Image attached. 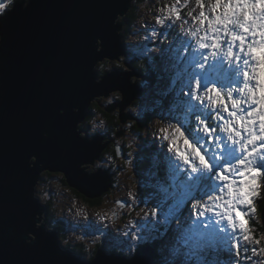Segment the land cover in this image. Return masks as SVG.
Wrapping results in <instances>:
<instances>
[{"label": "snow or ice", "instance_id": "1", "mask_svg": "<svg viewBox=\"0 0 264 264\" xmlns=\"http://www.w3.org/2000/svg\"><path fill=\"white\" fill-rule=\"evenodd\" d=\"M184 2L187 3L188 0H184ZM195 2L201 9L198 16L193 17L198 21L199 26L181 28L180 31L183 35H177L175 41L176 48L181 52L180 60L184 61L183 70L178 77L182 83L180 90L182 99L176 104L174 110L165 106L163 109L151 111L149 110L151 105H147L143 99L141 100L146 119L160 116V121L164 119L177 121L175 124L158 126L153 131V145L159 143V151L163 152L167 158V164L171 166L174 178L189 194L185 208L180 209L172 216V221L176 223L177 227L181 225L188 227V232L183 236V243L187 246L188 251L185 252L182 247L174 248L171 253L176 257L173 264H181L179 259L181 254L196 257L201 256L209 249L235 251L239 254V250L243 246L242 241L251 240L254 244L259 245L264 239V237L256 239L253 236L248 220V217L255 211L256 200L264 196V133L258 127V119L253 121L251 132L248 131L245 124V121L252 120V113L257 111V105L252 104L249 107L250 110L244 107L247 98L241 94V87H229L226 93L222 86L218 87L224 82L234 85L236 80H240L243 86L245 75H251L248 65L243 64V61L246 58L245 52L249 51V45L252 43L248 42L249 35L247 34L252 29L243 22L233 23L234 16L225 19L224 5L228 4L229 0L226 2L225 0H213L211 12L215 15L211 19L204 11V0H195ZM260 3L264 4V0H260ZM29 6L30 3L24 9V13ZM221 6H223V12L218 13L217 9ZM15 7H17L15 0H11V2L0 0V35L3 36L0 43L5 41L8 20ZM172 14L176 20L181 19L178 10L173 9ZM189 15L191 16L192 13ZM111 21L106 27L95 29L89 36L91 83L88 85V92L83 101L71 104L73 113H75L74 108L80 109L82 103L86 106L93 97H98L101 92L107 97L111 88L120 86L116 78L121 74L114 70H109L101 78H97V61L102 60L106 55H111L114 48L110 32ZM184 23L188 22L184 21ZM156 24L166 26V21L157 17ZM202 29L204 30L203 35L200 34ZM221 33L228 36L226 50L222 47L225 38ZM158 35H164L163 28L159 34L153 28L151 37L158 38ZM172 43L169 41V49H171ZM234 46L238 48V51L234 50ZM207 49L213 51L206 56L203 50ZM165 50V47L162 46L160 53H164ZM160 53H152L154 62ZM221 53L228 61L229 67H225L219 59L212 62L213 58H218ZM142 56H145V51L140 49L137 55L129 59L128 51L125 50L123 63L131 64L133 59L138 60ZM250 63H254V61H250ZM242 64L243 69L241 68ZM122 66L119 62L116 65V67ZM99 67H103V65ZM237 93L239 94L238 98ZM118 99L120 96L112 97V102L108 104L114 106L113 101ZM66 110L67 108L63 105L57 106L52 116V124L40 126L33 141L22 152L23 168L30 178L27 196L29 200H34L33 185L38 179H43L40 176L42 170L63 166L53 158V148L63 157L64 161L74 159L76 156L73 151L69 153L66 136L54 134L55 127L64 124L63 118ZM162 112L164 114H161ZM223 112L227 113L228 118L224 117ZM160 121H157L158 125H160ZM218 121L219 123H217ZM253 136L255 139L252 138ZM181 140L183 148L179 146ZM78 147L83 152L87 150L88 146L78 145ZM79 162L81 161H77V163ZM133 163V161H126V164L130 166ZM253 173L256 175L253 176ZM247 179H255L256 183L255 187L250 190L254 194L249 195L245 200L241 189ZM128 195L133 199L136 198L132 192H129ZM118 203L123 206L127 204V200H121ZM158 209L159 204L157 207L150 208L145 213V219H159ZM185 212H187V217L184 215ZM32 226H34V216L29 210L20 217L17 223L10 227L6 225L3 232H0V240L4 242L5 259L3 264H8L6 255L9 241L13 245H22L25 250H32L38 246L40 241L36 232L31 230ZM86 227L93 232L101 231L96 225L89 224ZM152 231L149 224L145 225L143 231L137 228L136 232L131 234L133 244L130 245V251H135L141 239H149ZM238 231L242 233V237H237ZM29 232L35 233V236L30 237ZM244 251H248L246 246H244ZM251 252L253 256L262 255L264 247L259 249V253L257 248L253 247ZM56 255L60 254L56 253ZM105 256L110 258L107 253ZM248 259L251 260L252 257H248Z\"/></svg>", "mask_w": 264, "mask_h": 264}, {"label": "water", "instance_id": "2", "mask_svg": "<svg viewBox=\"0 0 264 264\" xmlns=\"http://www.w3.org/2000/svg\"><path fill=\"white\" fill-rule=\"evenodd\" d=\"M132 1L29 0L30 6L25 13L28 3L26 5L25 0L15 2L17 7L9 17L5 41L0 43V232L31 210L34 216L31 230L36 232L40 243L35 249L25 250L22 245H13L9 241L8 264H148L153 256L152 246L147 245L130 260L107 253L109 258L99 251L94 261V257L86 261L71 250L61 248L56 233L45 229V206L35 196L34 200L27 198L30 178L22 164V152L33 141L37 129L45 124L51 125L54 111L63 105L67 108L64 124L55 127L54 134L66 136L68 151L75 152L76 156L64 161L53 148V158L63 166L44 169L40 176L44 171L59 172L68 186L90 200L100 198L112 187L113 174L109 168L101 166L96 171L87 172L86 167L100 159L113 140L105 134H81L80 124L85 120L92 100L86 106L82 103L81 108L74 111L77 114L72 112L71 104L83 101L91 83L89 36L95 29L106 27L111 18L114 48L112 54L103 59L124 56L127 50L123 40V27L127 22L124 16ZM125 66L131 71H115L121 74L116 78L120 86L108 92L119 90L122 101L114 106L108 105L105 110L111 112L119 106L122 123L125 119L138 122L141 119L123 113L141 92L139 73L130 65ZM130 76H136L134 84L129 83ZM102 95L105 96L103 92L99 94ZM119 135L120 132L116 134ZM78 145H87V150L82 152ZM115 154L122 156L117 147ZM38 182L39 179L33 185L34 192ZM28 235L35 236V233L29 232ZM4 259V242L0 240V264Z\"/></svg>", "mask_w": 264, "mask_h": 264}, {"label": "rangeland", "instance_id": "3", "mask_svg": "<svg viewBox=\"0 0 264 264\" xmlns=\"http://www.w3.org/2000/svg\"><path fill=\"white\" fill-rule=\"evenodd\" d=\"M134 2L136 4L135 18L128 24V30H126V24L123 27V31L125 30L123 40H125V46L131 52L129 59L137 55L140 49H143L145 56L141 58L144 61H139L140 63H138L133 59L131 62L142 65L148 70L153 68L158 71L157 78L160 76L161 78L156 79L154 86H149L146 90L142 91L135 103L129 107L126 106L124 109L125 113L128 112L131 116L141 120L137 122L127 119L123 128L124 133L116 138H114L115 135L112 136L115 141L113 144H116L118 139H122L120 144L126 149L124 151L126 157L116 158L104 154L103 158L98 159L95 164L88 165L87 167L88 171H96L101 166L109 168L115 178L114 184L101 196L102 198L98 201V204L88 205L85 202V198L78 197L73 193V188L67 186L64 176L57 172V177L44 175L43 179L45 180L42 181L44 184L38 183L36 194L42 203L44 200L50 199L53 212L59 215L61 219H64L66 223L67 229H65L62 238H60V245L63 249H71V246H74L73 248L76 249H72L76 253L80 251L83 257L89 260L94 253L93 250L97 248H103L106 252H114L132 257L135 251L138 250L137 246L139 244V247H141L144 245L143 243H153L156 246V250L153 252V256L156 259H153V264H173L176 257L171 255V253L174 248L182 247L185 252L188 251L187 246L183 243V236L188 232V227L186 225L177 227L176 223L172 221V216L179 212L180 209L185 208L189 194L174 178L171 166L167 164V158L163 152L159 151V143L157 142L153 145V131L158 126H166L169 123L175 124L177 121L168 119L160 121V116L146 119L144 108L141 106V100L143 99L145 104L151 105L149 109L151 111L153 109H163L165 106L174 110L176 104L182 99L180 94L182 83H180L178 77L183 70L184 61L180 60L181 52L176 48V36L183 35L180 31L181 28H188L189 26L195 28L199 26L198 21L194 20L193 17L198 16L201 9L195 0H188L187 3L184 0H137V2L135 0ZM212 3L213 0H204V11L210 19L214 18L215 15L211 12ZM173 9L180 12V20L175 19V16L172 14ZM217 12L222 13L223 6L217 9ZM189 13H192V15L190 16ZM157 17L165 19L166 26L157 25ZM184 21L188 23H184ZM153 28H155L158 34L163 28L164 35H158V38L151 37ZM200 34H204L203 29ZM221 35L225 38L222 47L226 50L228 36L224 33H221ZM145 37H148V39H145ZM252 40L253 38L249 36L248 42L250 43ZM169 41L173 42L171 49H169ZM162 46L166 49L164 53H160ZM234 50L238 51V48L234 46ZM203 51L207 56L213 50L207 49ZM153 52L160 53L155 62L152 56ZM124 59L125 57L121 60H115V62L112 61V65L113 63L115 65H110L111 67L97 66L98 70L105 68V70L127 69L131 71V68H127L126 64L123 63ZM215 59H219L225 67H229V63L224 58L223 53L218 58H213L212 62H215ZM105 61L100 62L98 65H103L106 63ZM118 62L123 65V69L116 67ZM131 67L140 73V75L142 74L133 65ZM132 78V82H134L136 77L133 76ZM139 80L141 86L147 84L143 78H139ZM221 86L226 93L229 87H242V83L240 80H236L234 85L224 82L223 85H218V87ZM112 94L110 93V96ZM236 96L238 98L239 94L237 93ZM108 97L98 98L99 103L108 106V103H106ZM244 107L250 110L248 105ZM91 109L94 111V108ZM112 112L119 114V109L115 108ZM161 114L164 113L162 112ZM222 114L225 118H228L226 112ZM92 121H95L97 125H100L101 121H103V125L93 131ZM157 121H160V125L157 124ZM82 124L86 127L89 134H94L98 130L103 131L106 128L104 116L98 113L97 115L91 114V117H87L80 125ZM179 146L183 148L182 140L179 141ZM146 156L152 157V160L146 162ZM126 161H133L134 163L130 166L126 164ZM158 166L165 172L166 180H171L170 182L166 181L167 183H163L158 179V173H160L156 171L158 170ZM58 177H61L62 181L66 183L65 186L59 182ZM154 182L157 184H154ZM129 192L134 193L136 198L133 199V197L129 196ZM125 199L127 200V204L122 206L121 203H118V201ZM260 203L264 205V196L256 200L255 211L248 217L250 230L256 239L264 237V220L261 217V211L258 209ZM158 204L159 219L151 218L150 220H146L145 213L150 208L157 207ZM184 215L187 217V212ZM205 223H207V220H205ZM40 224L37 223V225ZM89 224L98 226L101 231H91L86 227ZM146 224H149L153 229L151 237L147 240L141 239L135 251H130V245L133 244L131 234L136 232L137 228L143 231ZM221 226L223 227V225ZM236 235L237 237H242V233L239 231ZM66 241L67 243H65ZM79 245L84 248H82V251ZM242 245L239 254L235 251L209 249L201 256L194 257L181 254L179 259L181 264H237V262L239 264H261L264 261V255L258 254L253 256L251 252V249L255 247L259 253V249L264 247V239L261 240V244L259 245L253 242L250 243L249 241H242ZM244 246L248 248L247 252L244 251ZM248 257H252V259L249 260Z\"/></svg>", "mask_w": 264, "mask_h": 264}, {"label": "clouds", "instance_id": "4", "mask_svg": "<svg viewBox=\"0 0 264 264\" xmlns=\"http://www.w3.org/2000/svg\"><path fill=\"white\" fill-rule=\"evenodd\" d=\"M134 1L135 0L132 1L131 7H132V4ZM9 2H11V0H9ZM28 2H29V0H25L26 5ZM233 16L235 17L232 20L233 23L240 24L241 22H243L244 24L248 25L252 29V31L248 32L247 34L249 36H251L253 38V40H252V43L249 45V51L245 52L246 58L243 61V64L248 65V67L251 71V75H247V74L245 75L244 85L240 88V92L242 95H244L247 98L246 105H248L250 107L252 104H256L257 105V111L252 113V120L245 121V124L247 125L248 131L251 132L253 121L258 119L259 120L258 127H259L260 131L262 133H264V4L260 3V0H229V3L224 5V17L227 20L228 17H233ZM127 23L128 22H126V26H127ZM2 39H3V36L0 35V40H2ZM124 43H125V40H124ZM127 51H128V54H131L129 49H127ZM238 55H239V53H238ZM123 57L124 56L120 57V60ZM250 61H254V63H250ZM134 63L135 62H131V64H128V65L131 66ZM243 64L241 65L242 69H243ZM160 78H161V76L158 79H160ZM249 82H252V83H249ZM119 95L120 94L118 92L113 93L112 96L108 97L106 103H111L112 97H119ZM77 109L78 108H74L73 111H75ZM102 125H103V121H101L100 125H97L95 121H92V130L95 131L97 127H101ZM222 130H223V128H222ZM104 134L107 135V137H109L110 139H112V140L114 139V138H112V135L109 134L108 130H105ZM252 138L255 139V136H253ZM112 157H114V156L112 155ZM116 158H121V157L116 156ZM49 173H54V172H49ZM55 173H57V172H55ZM42 174H41V177H42ZM161 175L165 176V172L164 173L162 172ZM255 175L256 174L253 173V176H255ZM41 181H43V179L39 180V182H41ZM38 183L35 187V192H34L35 195L34 196L36 198H38L40 201L39 196H37V194H36V189L38 187ZM255 183H256L255 179H247L246 180V183L244 184L243 189H241V192L244 195L245 200H247L249 195L254 194L250 190L255 187ZM65 185H66V183H65ZM100 198H102V197H100ZM85 199H87V198H85ZM47 202L50 204L49 205L50 210H52V211H50V213L52 215L54 214L53 209H52V202L50 199H48V200L46 199L45 203L41 202V204L43 206H45V208H46L44 211V216H43L45 223H47L46 217L48 214V206L46 205ZM63 221H64V219H63ZM63 225L65 226V229H66V223L65 222L63 223ZM50 228H48L45 225L46 230L53 231L52 227H50ZM56 236H57V239L59 242L58 244L60 245L61 244L60 238L58 237L59 235L57 233H56ZM60 236H62V234ZM249 242L251 243L252 241L249 240ZM143 244L144 245L141 247H139L140 244L137 246L138 250H140L142 247L147 246V245L152 246L153 250H156L155 249L156 246L153 243H146V244L143 243ZM60 247L62 248L61 245H60ZM71 247L73 248L74 246H71ZM72 248L71 249L66 248V250H71L73 253H75L79 256H82V258L85 259L83 257V254H81L79 252H78L79 253L78 254L73 250L76 248H73V249ZM79 248H83V247L81 245H79ZM97 249L101 250V248H97ZM95 250H93V252ZM262 255H264V253H262ZM89 260H86V261H89ZM261 264H264V261H262Z\"/></svg>", "mask_w": 264, "mask_h": 264}, {"label": "trees", "instance_id": "5", "mask_svg": "<svg viewBox=\"0 0 264 264\" xmlns=\"http://www.w3.org/2000/svg\"><path fill=\"white\" fill-rule=\"evenodd\" d=\"M15 1H17V0H15ZM136 2H137V0H136ZM135 8H136V4H135V2H134V4H132V7L129 9V11L127 12V14L125 15V19L127 20V26H126V30H128L127 29V27H128V24L129 23H131V21H133V19L135 18ZM124 36H125V30H124ZM107 61H108V64H107ZM138 63H140L139 61H144L142 58L139 60H136ZM106 63H104L103 64V66L105 67H111V66H113V65H115V64H113L112 65V62L111 61H109V60H106L105 61ZM113 62H115V61H113ZM109 65V66H108ZM111 65V66H110ZM133 66L139 71V72H141L142 73V75H143V79L144 80H146V85L145 86H154L155 84H156V79H158L157 78V75H158V71H156V70H154L153 68H151V69H146L144 66H142V65H138V64H136V63H134L133 64ZM98 67H99V65H98ZM118 68H122V67H118ZM123 69V68H122ZM104 70H105V68H103L102 70H98V75L100 76L103 72H104ZM91 108H94V111H92V109ZM97 113L98 114H104L105 115V111L103 110V105H102V107L101 106H99L98 104H97V102H93L92 104H91V106H90V112H89V114H88V117H91V114L92 115H97ZM107 113V112H106ZM109 116H111V117H109V116H107L106 115V117H104V118H106V120H105V122H106V124H105V126H106V128H105V130H108L109 131V134H111L112 136H116V133L117 132H119V131H122L123 130V124H121V122H120V119H119V116H118V114H112V115H110V114H108ZM122 125V126H121ZM105 130H101V131H97V132H102V133H104L105 132ZM85 132H87V131H85ZM115 138V137H114ZM113 143H115V141L113 140L111 143H110V145L111 144H113ZM109 145V146H110ZM109 146L104 150V152L109 148ZM117 145L116 144H113V146L111 145L110 147H112V149L111 150H113V156L114 157H116V154H115V147H116ZM123 146V145H122ZM124 147V146H123ZM125 151V150H124ZM103 152V153H104ZM145 157V156H144ZM144 160H145V158H143ZM146 162H149V161H151L152 160V157L150 158L149 156H146ZM157 172L159 171V170H156ZM162 170L160 169V173H158L159 174V177H158V179L161 181V182H163V183H166L165 181H164V179L166 180V177L165 176H163V175H161L162 174ZM164 173V172H163ZM42 175H44V174H42ZM161 175V176H160ZM167 181V180H166ZM168 182V181H167ZM154 184H157V183H155L154 182ZM87 201H88V203L89 204H92V205H96V204H98V201L99 200H101V198H98V199H92V200H90V199H86ZM47 206H48V214H47V217H46V222H47V224L49 225V224H52L51 222L53 221L52 220V214L50 213V211H52V210H50V207H49V203L47 202V204H46ZM262 207H263V205H262V203H260L259 204V207H258V209L260 208V209H262ZM58 224L55 222L54 223V225H53V227H56ZM59 225L61 226V234H63V232L65 231V226L62 224V223H59ZM50 226V225H49ZM51 227V226H50ZM61 238H62V236H60ZM84 249V248H83ZM97 250V249H96ZM96 250L94 251V253H93V255L91 256V258L90 259H92V257L94 256V254H95V252H96ZM81 251H82V248H81ZM79 253H81L80 251H78ZM156 259V258H155Z\"/></svg>", "mask_w": 264, "mask_h": 264}, {"label": "bare ground", "instance_id": "6", "mask_svg": "<svg viewBox=\"0 0 264 264\" xmlns=\"http://www.w3.org/2000/svg\"><path fill=\"white\" fill-rule=\"evenodd\" d=\"M123 48H124V47H123ZM125 48L128 49L127 46H125ZM118 59H119V57L114 58V59H112V60H111V59H108V58H104L103 60L98 61L97 66H98V64H99L100 62H103V61H105V60H109V61L112 62V61H115V60H118ZM140 59H141V58H140ZM113 64H114V63H113ZM112 70H114V71H120V70H116V69H112ZM124 70H126V69H124ZM108 71H109V70H105L104 72L107 73ZM104 72H103V73H104ZM103 73H102L101 75H103ZM168 74H170V73L168 72ZM168 74H167V75H168ZM101 75H100V76H101ZM97 76L100 77V76L98 75V73H97ZM132 77H133V76H130V77H129V83L134 84V82H132V79H133ZM134 77H136V76H134ZM139 78H143V75H142V74L140 75V73H139ZM140 87H141V92H142V91L146 90V89L149 87V85H148V86H141V85H140ZM116 91L119 92V94H120V99L115 100V101L113 102V104L120 103V102L122 101V93H121L119 90H113V91H111L110 93L112 94V93H114V92H116ZM141 92H139V93H138V94H137V95L131 100V102L127 105L128 107H129L130 105H132L133 103L136 102V100H137L138 97L140 96L139 94H140ZM110 93L108 94V96H110ZM108 96H107V97H108ZM101 97L106 98V96H103V95H102V96H98V97H93V98L91 99L92 101H91L90 104H89L88 110H87V112H86L85 119L88 117V114H89V112H90V106H91V104H92L93 102H97V104H98L99 106L102 107V105H101V104L99 103V101H98V98H101ZM108 105H109V104H108ZM106 107H107V105H106V106L103 105V110H104L105 112H107V113H112V111H111V112H108L107 110H105ZM128 107H127V108H128ZM115 108H118V109H119V106H115L113 109H115ZM113 109H112V110H113ZM120 113H122V111H120ZM123 113H125L124 110H123ZM129 115H131V114L129 113ZM118 116H119V114H118ZM119 119H120V118H119ZM128 120H129V119H128ZM83 122H84V121H83ZM120 122H121V121H120ZM126 122H127V119H125L123 123L121 122V124H123V127H124V125H125ZM105 123H106V122H105ZM132 123H133V122H132ZM121 126H122V125H121ZM85 131H87V130H86V127H85L83 124L80 125V132H81V134L84 135V136H86V135H87V136H92V135L98 133V132H96V133H94V134H89L88 132H85ZM98 131H100V130H98ZM119 132H120L121 134L124 133V129H123L122 131H119ZM119 132H117V133H119ZM117 133H116V134H117ZM98 134H104V133L99 132ZM119 136H120V135H119ZM116 137H118V136H115V138H116ZM116 145H117L116 147L120 149L122 156L125 157V154H124V147H123L120 143H117ZM149 145H150V144H149ZM149 147H150V146H149ZM122 156H121V157H122ZM96 161H97V160H96ZM96 161H94L93 164H95ZM91 164H92V163H90L89 166H90ZM87 167H88V166H87ZM87 167H86V168H87ZM157 168H158V170H159V172H160V167L158 166ZM86 171L89 172L87 169H86ZM143 173H144V172H143ZM112 174H113V173H112ZM164 181L166 182L165 179H164ZM170 181H171V180H170ZM170 181H168V182H170ZM166 183H167V182H166ZM112 184H114V176H113V182H112ZM263 209H264V205H263L262 209L259 208V210L261 211V217H262V219L264 220V214L262 213ZM263 230H264V223H263ZM64 248H65V247H64ZM99 251H100V252H104V253H109V254H114V255L124 256L125 259H127V260L132 259L133 256H134V254L136 255V253H137V251H135V253L133 254L132 257H127L126 255H122V254H118V253H114V252H106L105 249L101 248V250H99V249L96 250V252H95V254H94L93 257H95ZM81 258H82V256H81ZM82 259H83V258H82ZM153 259H155L154 256L151 257V259H150V261L148 262V264H153V261H154ZM90 260H91V259H90ZM90 260H89V261H90Z\"/></svg>", "mask_w": 264, "mask_h": 264}, {"label": "flooded vegetation", "instance_id": "7", "mask_svg": "<svg viewBox=\"0 0 264 264\" xmlns=\"http://www.w3.org/2000/svg\"><path fill=\"white\" fill-rule=\"evenodd\" d=\"M108 114H110V115H112V114H115V112H112V113H106L105 112V115L103 114V116L104 117H106V115L107 116H109ZM109 117H111V116H109ZM105 120H106V118H105ZM122 139H118V142L117 143H120V141H121ZM116 143V144H117ZM112 146H113V144H111ZM110 145V146H111ZM122 145V144H121ZM109 146V148L104 152V153H102V156L100 157V158H103L104 157V154H108L109 156H112L113 154H112V152H113V150H111L112 149V147H110ZM124 150L126 151V149L124 148ZM112 151V152H111ZM125 157H126V155H125ZM45 176H58V173H49V172H44L43 173ZM44 175H42V177H44ZM60 175V174H59ZM59 178V182L63 185V186H65V183L62 181V179H61V177H58ZM45 179H43V181H44ZM114 182H115V178H114ZM44 184L42 181L41 182H39V184ZM72 191H73V193L74 194H76L78 197H82V198H84L82 195H80L77 191H75L74 189H72ZM38 193V192H37ZM45 201L46 200H44V202L43 203H45ZM85 202L89 205V203H88V201L85 199ZM53 217H52V224H49L51 227H52V230L53 231H55L59 236V238H61L60 237V235H61V226L59 225V223H64V221H63V219H61V217L59 216V215H57L56 213H54L53 215H52ZM57 223L58 225L56 226V227H53V225H54V223ZM45 225L48 227L49 225L47 224V223H45ZM49 228V227H48ZM51 229V228H50ZM67 229V228H66ZM75 247H76V245H75Z\"/></svg>", "mask_w": 264, "mask_h": 264}]
</instances>
